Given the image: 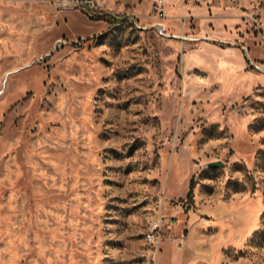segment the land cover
Returning <instances> with one entry per match:
<instances>
[{"label":"rangeland","instance_id":"374dc122","mask_svg":"<svg viewBox=\"0 0 264 264\" xmlns=\"http://www.w3.org/2000/svg\"><path fill=\"white\" fill-rule=\"evenodd\" d=\"M75 1L0 0V264H264V0Z\"/></svg>","mask_w":264,"mask_h":264},{"label":"trees","instance_id":"16d2710c","mask_svg":"<svg viewBox=\"0 0 264 264\" xmlns=\"http://www.w3.org/2000/svg\"><path fill=\"white\" fill-rule=\"evenodd\" d=\"M93 17L97 20L108 21L111 27L115 26L121 20L120 19L121 15H114L112 13H105V14L104 13H102V14L98 13V14H95ZM96 38H97V35L88 36L85 38V41L88 43H92L94 40H96ZM194 187H195V179L192 178L191 184H190V190L188 192L189 196L193 195Z\"/></svg>","mask_w":264,"mask_h":264},{"label":"built area","instance_id":"2783aa9c","mask_svg":"<svg viewBox=\"0 0 264 264\" xmlns=\"http://www.w3.org/2000/svg\"><path fill=\"white\" fill-rule=\"evenodd\" d=\"M83 2H85L86 4H88L89 6H91L93 8V12H92L93 16L98 13L96 9H97L98 4H100L99 0H85ZM79 4L80 3L76 0L75 6H80Z\"/></svg>","mask_w":264,"mask_h":264},{"label":"water","instance_id":"95a60500","mask_svg":"<svg viewBox=\"0 0 264 264\" xmlns=\"http://www.w3.org/2000/svg\"><path fill=\"white\" fill-rule=\"evenodd\" d=\"M207 167H213V166H225V162L223 160H213L209 161L206 164Z\"/></svg>","mask_w":264,"mask_h":264}]
</instances>
